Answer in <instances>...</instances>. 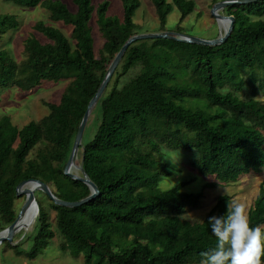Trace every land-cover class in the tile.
Here are the masks:
<instances>
[{
  "label": "trees",
  "instance_id": "trees-1",
  "mask_svg": "<svg viewBox=\"0 0 264 264\" xmlns=\"http://www.w3.org/2000/svg\"><path fill=\"white\" fill-rule=\"evenodd\" d=\"M25 7L41 6L51 21L71 26L70 38L44 21L24 40L15 60L0 46V93L21 91L67 80L58 102L43 101L48 113L22 126L0 117V230L15 219L16 186L39 179L53 194L77 201L90 193L80 180L63 173L73 137L88 102L123 43L139 33L133 16L140 0H120L122 16L108 15L109 0H72L75 15L60 0H4ZM159 23L172 5L180 23L194 8L192 0H150ZM216 0H212V5ZM233 28L218 45L170 38H145L125 50L96 105L100 118L91 139L79 150L82 167L98 187L93 199L76 207H47L36 197L35 232L21 243L4 244L15 254L36 258L55 237L60 249L83 264H198L217 241L209 217L223 215L228 194L216 196L199 219L184 215L197 208L204 189L235 182L264 168V0L226 6ZM95 17L101 48L95 53L91 21ZM19 25L0 13V38ZM195 151L188 164L209 177L197 192L184 190L190 180L161 189L171 174L166 151ZM41 192V191H40ZM36 196V195H35ZM49 210L53 211L51 218ZM252 227L264 224V181L248 209ZM55 226V229H53Z\"/></svg>",
  "mask_w": 264,
  "mask_h": 264
},
{
  "label": "rangeland",
  "instance_id": "rangeland-1",
  "mask_svg": "<svg viewBox=\"0 0 264 264\" xmlns=\"http://www.w3.org/2000/svg\"><path fill=\"white\" fill-rule=\"evenodd\" d=\"M60 1L65 3L73 12V17H76V7L72 3V0ZM167 1L170 3L172 2V0ZM192 1L195 4L193 11L180 23L182 33L204 39L217 37L220 34L221 29L215 18L210 14L212 0ZM217 1L221 0H216V2ZM255 1L248 3H253ZM0 13L13 14L19 21L17 28L7 31L0 38V46L7 50V52L17 61L23 56V44L28 36L33 34L41 42L47 40L41 33L33 29L34 23L39 20L58 28L69 38L72 45L74 43L69 36L71 26L65 25L60 21H51L48 18L47 10L41 6L25 7L13 4L12 2L0 0ZM107 14L121 17V1L109 0ZM179 16L180 11L175 5H172L171 11L166 18V30L176 31L179 25ZM261 19H264V16H262ZM133 20L139 25V33L159 31L157 16L150 0H140V5L135 11ZM91 26L94 37V49L95 53H97L98 49L101 48L102 38L99 34L94 16L91 21ZM66 83L67 80L49 82L27 92L21 91L15 87L6 88L0 93V117L4 114L9 115L12 122L19 127L29 120L40 119L48 113V108L44 105L43 101L58 102ZM257 98L264 101V95L262 94H259ZM99 118L100 108L98 105H95L88 117L82 141H87L92 138ZM194 155L195 151H166L165 160L172 172L170 175L161 179L159 183L160 188L167 189L179 181L190 180V182L184 187V190L190 192L200 191L204 183L209 181L210 178L198 174L189 166L188 159ZM79 162L80 154L78 153L76 163L79 164ZM74 172L80 174L77 170H74ZM262 181H264V168L260 173L250 172L242 175L235 182L221 183L214 187L205 188L204 197L200 205L195 209L189 210L184 217L189 219H199L203 217L213 204L216 196L219 194H228L232 198V201L244 203L248 210L253 204ZM35 195V197L39 198L47 207L48 199L44 193L37 190ZM23 201L24 196H20L16 199V209H20ZM49 212L52 218L53 211L49 210ZM35 221L36 219L30 225L25 226L20 233L15 234L13 238V243H21V249L23 250H27L30 247V241L27 240L26 237L35 232ZM262 227H264V224ZM53 229L56 230L55 226H53ZM60 242L61 237L56 231L55 237L51 240L49 245L34 259H28L23 255L15 254V252L8 248L3 242L0 245V264H83L80 259L71 257L67 251H62L60 249Z\"/></svg>",
  "mask_w": 264,
  "mask_h": 264
},
{
  "label": "water",
  "instance_id": "water-1",
  "mask_svg": "<svg viewBox=\"0 0 264 264\" xmlns=\"http://www.w3.org/2000/svg\"><path fill=\"white\" fill-rule=\"evenodd\" d=\"M251 1L255 0H221L215 2L211 9H210V14L215 18L217 21L221 32L220 34L212 39H204L201 37L193 36V35H188L182 32L178 31H158V32H149V33H136L132 36H130L120 47L118 52L115 54L111 62L109 63L107 70L103 76V79L93 95V97L90 99L88 102L87 108L83 114V117L80 121V124L77 128V131L73 137V141L71 144V148L67 157V160L64 164L63 168V173L73 179L80 180L83 183H85L89 189L90 193L81 198L80 200L77 201H66L58 198L55 196L50 189V187L44 183L43 181L39 179H27L20 181L17 186H16V197L24 196V201L18 210V213L9 225L4 227L3 229L0 230V245L4 241H8L12 244L13 243V238L16 234V232L20 229L22 224H20V220L26 215V223L25 225L28 226L30 225L34 219L37 218L39 214V208H38V203L35 197V192L34 190H39L43 192L49 199H51L55 204L61 205V206H66V207H76L81 204H84L88 202L89 200L93 199L95 196L98 195L99 190L96 184L89 178L87 173L82 167V160L84 158L83 155H81L80 162L79 164L76 163L78 151L83 149V144H82V138L84 134V129L88 120V117L92 111V109L95 107V105L98 103L99 99L102 97L104 90L107 86V83L109 79L111 78L113 72L115 71L116 67L118 66L126 48L134 41L139 40V39H145V38H170L182 42H188V43H195V44H202V45H218L222 43L223 41L226 40V38L229 36V34L232 31L233 28V23H234V16L233 15H228L224 14L222 10L232 4H244L248 3ZM221 23H225L223 27L220 26ZM74 170H77L80 172V174H77L74 172ZM26 184H31V188H25L24 186Z\"/></svg>",
  "mask_w": 264,
  "mask_h": 264
},
{
  "label": "clouds",
  "instance_id": "clouds-1",
  "mask_svg": "<svg viewBox=\"0 0 264 264\" xmlns=\"http://www.w3.org/2000/svg\"><path fill=\"white\" fill-rule=\"evenodd\" d=\"M216 245L200 253L201 264H264V227H252L247 207L227 202L220 216L209 217Z\"/></svg>",
  "mask_w": 264,
  "mask_h": 264
},
{
  "label": "bare ground",
  "instance_id": "bare-ground-1",
  "mask_svg": "<svg viewBox=\"0 0 264 264\" xmlns=\"http://www.w3.org/2000/svg\"><path fill=\"white\" fill-rule=\"evenodd\" d=\"M225 24V23H224ZM223 23L220 22V26L223 27L224 26ZM78 163V162H77ZM25 188H31V184H26L24 186ZM37 190H34V192H36ZM35 220V219H34ZM26 215L20 220V224H22V226L20 227V229L16 232V234L20 233L22 229H24V227L26 226L25 223H26Z\"/></svg>",
  "mask_w": 264,
  "mask_h": 264
}]
</instances>
